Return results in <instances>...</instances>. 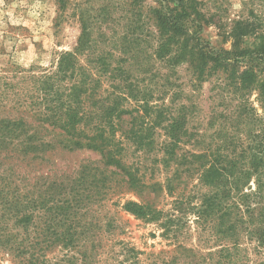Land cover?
Masks as SVG:
<instances>
[{
	"label": "rangeland",
	"instance_id": "1",
	"mask_svg": "<svg viewBox=\"0 0 264 264\" xmlns=\"http://www.w3.org/2000/svg\"><path fill=\"white\" fill-rule=\"evenodd\" d=\"M143 5L156 6L153 0ZM188 6V14L203 21L201 35L208 43L205 44L230 52L227 57L231 61L235 59L234 67L220 73L208 72L197 87L188 62L179 61V65L170 69L153 57L155 28L144 17V23H130L127 0H0V117L9 112L26 119L32 115L41 100L37 80L56 71L63 53L75 51L85 28L91 33L92 47L85 56H78L75 65L95 74L99 88L94 98L84 100L85 95H82L79 98L82 103L75 101L73 107L88 111L107 107L135 110L134 101L121 103L111 95L113 88L120 93L122 87L132 85L146 91L150 107L154 109L162 105L163 100L172 116L177 113V107H184L188 138L182 152L189 160L195 159L193 154L203 155V159H195L199 162H193L190 173L184 172L183 166L177 167L173 159L164 161L161 145L166 137L156 113L146 116L136 109L139 116L145 117L142 121L152 128L146 139L153 142L150 153L136 149L134 143L140 139L134 140L120 130L126 125L139 126L140 120L133 122L126 116L123 121L115 119L112 123L119 128L114 141L125 148L123 165L136 171L144 183L156 189L143 195V199L128 186L125 171L116 167L105 169L100 155L92 151L55 149L41 151L38 156L32 151L22 157L0 156V175L8 178L13 172L14 192L22 197L41 196L44 200L50 178L62 181L65 186L85 189L88 181L82 171H91L97 181H107L105 194L96 195L93 204L81 210L82 216L79 215L80 220L75 223V236L81 242L79 248L56 245L43 252L39 264H187L200 256L206 263L209 253L217 260V252L223 244H228L220 240L212 225L197 223L194 213H188L166 230L160 226L161 222L138 219L124 208L129 201L148 202L165 217L181 218L182 213L173 209L174 201L190 198L192 206L199 205L202 196L213 189L210 184L201 182V176L215 160L219 163L227 159L241 160L242 153L257 143L262 144L258 151L264 159V98L252 84L255 77L261 81L264 78V63L256 61L254 75L242 79L243 73L254 63L245 58V52L260 46L264 48V0H195ZM238 23L249 27L247 36L232 37L231 32L238 28ZM103 64L111 70L125 69L127 81L122 83L113 78L114 73L105 71H100L96 77L95 69ZM75 80L76 76L71 78L68 73L58 84L60 93L68 94L66 89L71 88ZM124 93H128L127 90ZM43 134L52 137L50 131ZM260 171L264 174L263 168ZM172 181L171 188H176L170 194L167 187ZM251 185L255 188L253 182ZM37 188L40 190L36 192ZM6 194L10 195L0 189V200ZM47 206L48 203L45 212ZM45 212H35L32 221L37 225L32 236L43 238ZM18 233L19 238L24 237L22 230ZM240 245L233 251L240 264H264V248H257L245 236ZM0 264L29 262L27 257H14L0 249Z\"/></svg>",
	"mask_w": 264,
	"mask_h": 264
},
{
	"label": "trees",
	"instance_id": "2",
	"mask_svg": "<svg viewBox=\"0 0 264 264\" xmlns=\"http://www.w3.org/2000/svg\"><path fill=\"white\" fill-rule=\"evenodd\" d=\"M127 1L130 23L133 22L135 25L144 23L142 21L144 17L155 28L153 57L170 69L179 65L177 63L179 61L188 62V67L197 81L196 87L204 82L202 78L208 72L220 73L226 71L228 67H234L235 59L231 61L227 57L230 52L209 47L206 45L208 43L203 41L201 35L203 21H197L196 16L192 18V15L188 14L190 13L188 5L194 4L195 0H153L156 6L151 8L144 7L143 4L147 0ZM237 26L238 28L231 32L232 37L248 35L246 32L249 27H244L241 23ZM83 30L75 51L63 53L56 71L37 80L41 100L38 108L28 117L29 120L21 114L12 112L0 117V156L22 157L29 155L30 151L38 156L41 151L46 153L55 149L65 152L92 151L100 155L105 169L116 167L125 171L128 186L143 199V195L149 191L155 192L156 189L144 183L136 171L123 165L121 160L125 148L114 141L115 133L119 128L115 127L112 120L119 119L121 122L126 116L133 122L140 120L139 126L126 125L125 129L120 130L123 135L130 136L134 140L140 139L134 143L136 149L150 153L153 150V142H146V139L152 128L142 121L145 117L139 116L138 111H143L146 116L156 113L160 129L166 137L161 145L163 160L173 159L177 167H185L184 172L190 173L193 162H199L195 159L201 160L203 155L193 154L192 157L194 156L195 159L189 160L182 152V145L188 138L184 107H177V113L172 116L168 104L163 100L162 105L154 109L150 107V99L146 91L135 89L132 85L122 87L120 93H116L117 88H113L111 95L114 100L119 99L121 103L134 101L138 111L118 109V107L88 111L73 107L75 101L82 103V99H79L82 95H85L84 100L94 98L99 88L95 74H90L84 68L78 69L75 65L78 56H85L92 47L91 33L85 28ZM237 30L239 33L235 32ZM134 53L138 54L136 49ZM245 58H250L249 61L254 63L243 73L242 79L249 74L254 75L253 68L256 61L264 63V48L260 46L253 51H246ZM95 70L96 77L97 73L105 71V73H114L113 78L122 83L127 81L126 71L123 68L111 70L109 66L103 64L101 68ZM68 73L71 78L76 76V80L71 88L66 89L69 93L62 94L58 84ZM252 84L258 88L260 96L264 98V78L261 81L255 77ZM125 90L128 93H124ZM162 95H165V92ZM65 96L67 98L63 100ZM49 131L52 133L51 138L43 134ZM261 145L257 143L254 147L245 150L242 153L244 158L241 160L227 159L221 163L215 160L201 176V182L210 184L213 189L202 196L200 204L192 206L190 198L174 201L173 209L182 213L181 218L165 217L162 211H158L148 202L129 201L124 208L138 219L150 223L161 222L160 226L166 230H170L176 221L179 222V219H183L188 213H194L197 223L205 226L209 224L207 227L212 225L220 240L228 244H223L222 249L217 252L219 255L217 260L212 258L213 253H209V257L206 256V263L200 256L198 260L193 258L187 264H200V261L203 264H240L238 256L234 255L233 251H237L241 246L243 236L254 242L257 248H264V174L260 171V168L264 169V159L258 151ZM248 151H250L249 155H247ZM86 172L82 171L88 181L85 189L79 186H65L62 181L50 178L45 201L41 196L22 197L20 194H15L13 172L8 174V178L0 175V189L7 190L10 194L9 196L6 194L0 200V249L8 251L14 257H27L29 264H39L43 252L51 250L56 245H63L64 248H79L81 242L75 236L74 226L80 220L79 215L82 216L81 210L93 204L96 195H104L108 190L106 179L97 181L95 174L91 175V171ZM176 178L182 179L179 176ZM252 182L255 188H252ZM172 184L173 181L167 187L170 194L176 188L174 186L171 188ZM71 185L76 186L77 183ZM37 190L40 188L35 191ZM47 203L45 212L44 207ZM39 210L45 212L47 217L43 218L45 219L42 236L44 239L32 236L34 233L32 230L37 225L32 220L35 212ZM18 230H22L23 238H19Z\"/></svg>",
	"mask_w": 264,
	"mask_h": 264
}]
</instances>
